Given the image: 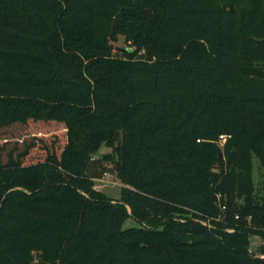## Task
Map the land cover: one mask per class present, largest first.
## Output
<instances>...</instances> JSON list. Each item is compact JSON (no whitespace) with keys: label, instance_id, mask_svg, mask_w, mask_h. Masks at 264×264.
I'll return each instance as SVG.
<instances>
[{"label":"trees","instance_id":"1","mask_svg":"<svg viewBox=\"0 0 264 264\" xmlns=\"http://www.w3.org/2000/svg\"><path fill=\"white\" fill-rule=\"evenodd\" d=\"M0 264H264V0H0Z\"/></svg>","mask_w":264,"mask_h":264},{"label":"rangeland","instance_id":"2","mask_svg":"<svg viewBox=\"0 0 264 264\" xmlns=\"http://www.w3.org/2000/svg\"><path fill=\"white\" fill-rule=\"evenodd\" d=\"M129 43L130 42L126 41L123 35L117 34L114 38V41H112L111 43L112 45L111 54L114 56H118V57H125V55L122 52H120L117 48L119 46H128ZM134 56L145 58L146 52L144 51L143 48H139L137 49ZM15 132L17 134V131L13 130V136L15 135ZM28 140L29 138H23V143ZM12 142L13 140H11L9 143H12ZM14 143H17V142H14ZM19 144L20 146H22V143H19ZM108 151L109 149L104 144H100L97 152L95 153V157H99L100 155ZM91 170L98 173V169H95L94 167ZM259 172L260 170L257 167V163L254 161L253 168H252V180L256 186L259 181ZM93 184H94L95 189L102 191L107 197L114 199V200L119 199L121 184L109 170L103 172L101 175L96 174L93 179ZM137 225L138 223L135 220H133L131 217H126L124 221L122 222L121 227L126 228V227L137 226ZM258 244H259L258 238L256 237L250 238V250L254 251Z\"/></svg>","mask_w":264,"mask_h":264},{"label":"built area","instance_id":"3","mask_svg":"<svg viewBox=\"0 0 264 264\" xmlns=\"http://www.w3.org/2000/svg\"><path fill=\"white\" fill-rule=\"evenodd\" d=\"M224 139H225L224 135H222V134L218 135L217 143L221 146L223 141H224ZM216 198H217V200L220 198V194L219 193L216 194ZM220 209H224V205H220ZM237 217H238L237 215H234L235 219H237Z\"/></svg>","mask_w":264,"mask_h":264}]
</instances>
